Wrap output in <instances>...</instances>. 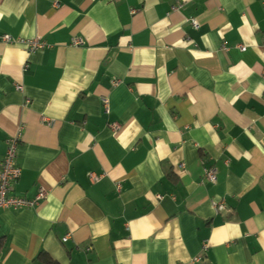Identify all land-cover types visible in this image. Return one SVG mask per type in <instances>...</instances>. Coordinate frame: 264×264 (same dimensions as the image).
<instances>
[{
    "label": "crops",
    "instance_id": "crops-1",
    "mask_svg": "<svg viewBox=\"0 0 264 264\" xmlns=\"http://www.w3.org/2000/svg\"><path fill=\"white\" fill-rule=\"evenodd\" d=\"M20 132L1 264H264V0H0Z\"/></svg>",
    "mask_w": 264,
    "mask_h": 264
},
{
    "label": "built area",
    "instance_id": "built-area-1",
    "mask_svg": "<svg viewBox=\"0 0 264 264\" xmlns=\"http://www.w3.org/2000/svg\"><path fill=\"white\" fill-rule=\"evenodd\" d=\"M194 26L197 27V24L194 22ZM4 42L12 41L10 35L5 34L2 36ZM32 50H37L43 47V43L35 40L29 41ZM241 50L245 51L246 48L241 46ZM17 90H22V86H17ZM104 107L106 112L109 111V102L104 100ZM52 123V122H50ZM118 126L114 125L116 129ZM20 135L12 137L7 141V150L4 157V160L0 166V210L1 209H19L23 207H29L36 203L37 200L45 199L46 191L42 190L37 197V200H28L25 198L17 197L11 192L13 190V184L21 177L22 170L17 166V155H18V144L20 142ZM206 177L209 181H216L217 171L212 168L206 171ZM215 209L217 212L221 211L224 208V204L214 203ZM91 250V247L88 248V251ZM201 260V259H200ZM1 264V263H0Z\"/></svg>",
    "mask_w": 264,
    "mask_h": 264
}]
</instances>
